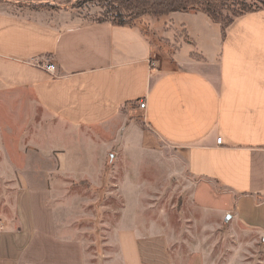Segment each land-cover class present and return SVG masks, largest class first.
Instances as JSON below:
<instances>
[{"label":"crops","instance_id":"crops-1","mask_svg":"<svg viewBox=\"0 0 264 264\" xmlns=\"http://www.w3.org/2000/svg\"><path fill=\"white\" fill-rule=\"evenodd\" d=\"M183 17L188 43L158 62L138 25L0 9V138L9 155H36L23 167L40 169L44 185L27 192L19 231L0 222V264H87L84 242L61 235L72 226L55 221L53 194L92 183L87 170L99 154L122 151L121 133L131 139L137 121L176 150L207 197L226 202L215 210L264 234V10L222 29L203 14ZM116 235L121 264H147L135 230Z\"/></svg>","mask_w":264,"mask_h":264},{"label":"rangeland","instance_id":"rangeland-1","mask_svg":"<svg viewBox=\"0 0 264 264\" xmlns=\"http://www.w3.org/2000/svg\"><path fill=\"white\" fill-rule=\"evenodd\" d=\"M224 3L221 21L232 16L227 11L232 0ZM114 6L102 0H0L5 11L65 12L86 23L103 20ZM184 14L203 13H146L132 22L153 38L155 61L171 60L188 43ZM144 131L137 121L128 131L131 139L121 133L127 151L124 147L99 154V167L87 170L92 183L56 186L55 221L72 226L61 235L84 242L87 264H121L116 235L120 228H132L141 236L147 264H264V234L241 226L229 212L217 211L226 202L207 197L208 187L189 174L176 150L157 137L147 138ZM107 133L92 138L102 143L111 138ZM35 159V154L5 153L0 138V222L15 225L17 231L28 214L27 192L44 187L40 169L23 167L24 161L33 164ZM213 189L223 198L224 190Z\"/></svg>","mask_w":264,"mask_h":264},{"label":"trees","instance_id":"trees-1","mask_svg":"<svg viewBox=\"0 0 264 264\" xmlns=\"http://www.w3.org/2000/svg\"><path fill=\"white\" fill-rule=\"evenodd\" d=\"M115 6L104 15V19L98 22H110L118 26H131L132 22L140 15L154 13L165 15L166 13H188L199 11L205 14L213 23L225 28L231 22L245 14L264 10V0H232L230 19L221 21V8L224 0H102ZM231 1V0H230Z\"/></svg>","mask_w":264,"mask_h":264},{"label":"built area","instance_id":"built-area-1","mask_svg":"<svg viewBox=\"0 0 264 264\" xmlns=\"http://www.w3.org/2000/svg\"><path fill=\"white\" fill-rule=\"evenodd\" d=\"M33 64L36 65V66H40L41 68H43L49 74L53 75L55 73V66L53 64H51V63H47V64L43 65L38 60H34ZM144 107H145V103L143 101L140 102L139 103V108L140 109H144ZM221 141H222L221 138H218L216 142H217V144H221Z\"/></svg>","mask_w":264,"mask_h":264}]
</instances>
